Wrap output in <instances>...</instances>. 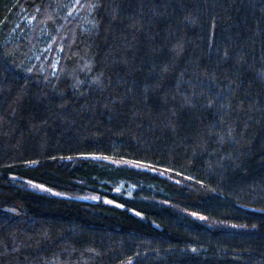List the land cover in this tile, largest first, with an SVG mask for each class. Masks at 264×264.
Returning <instances> with one entry per match:
<instances>
[{
    "label": "trees",
    "instance_id": "obj_1",
    "mask_svg": "<svg viewBox=\"0 0 264 264\" xmlns=\"http://www.w3.org/2000/svg\"><path fill=\"white\" fill-rule=\"evenodd\" d=\"M0 264H264V0H0Z\"/></svg>",
    "mask_w": 264,
    "mask_h": 264
},
{
    "label": "rangeland",
    "instance_id": "obj_2",
    "mask_svg": "<svg viewBox=\"0 0 264 264\" xmlns=\"http://www.w3.org/2000/svg\"><path fill=\"white\" fill-rule=\"evenodd\" d=\"M27 186H29L30 188L40 191V192H48V193H52V194H60V192H58L57 190L51 189L41 183H37L34 181H26ZM195 216H198L200 218H204L203 216H199L197 214H194Z\"/></svg>",
    "mask_w": 264,
    "mask_h": 264
}]
</instances>
